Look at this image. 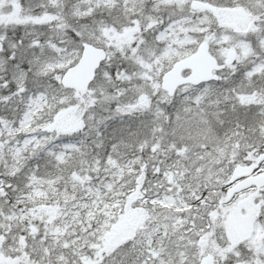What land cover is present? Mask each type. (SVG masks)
<instances>
[{
  "label": "snow or ice",
  "instance_id": "obj_1",
  "mask_svg": "<svg viewBox=\"0 0 264 264\" xmlns=\"http://www.w3.org/2000/svg\"><path fill=\"white\" fill-rule=\"evenodd\" d=\"M0 264H264V0H0Z\"/></svg>",
  "mask_w": 264,
  "mask_h": 264
}]
</instances>
